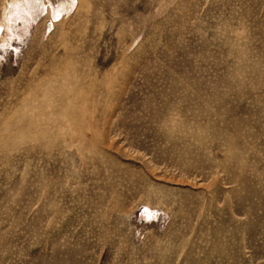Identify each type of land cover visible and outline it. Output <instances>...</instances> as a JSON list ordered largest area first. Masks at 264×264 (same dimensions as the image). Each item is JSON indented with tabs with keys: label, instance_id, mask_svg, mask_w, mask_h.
I'll return each instance as SVG.
<instances>
[{
	"label": "rangeland",
	"instance_id": "1",
	"mask_svg": "<svg viewBox=\"0 0 264 264\" xmlns=\"http://www.w3.org/2000/svg\"><path fill=\"white\" fill-rule=\"evenodd\" d=\"M45 2L0 43V264H264V0Z\"/></svg>",
	"mask_w": 264,
	"mask_h": 264
},
{
	"label": "bare ground",
	"instance_id": "2",
	"mask_svg": "<svg viewBox=\"0 0 264 264\" xmlns=\"http://www.w3.org/2000/svg\"><path fill=\"white\" fill-rule=\"evenodd\" d=\"M39 1L41 2L42 5H45L46 3L45 2L46 0H39ZM49 1H51V3H53L54 5L52 7L53 11L55 10V7L60 4L66 5L67 8L74 7L77 4V0H49ZM28 2L29 0H6L4 7L0 9V43L9 42L8 40H10V37L12 35V33L9 34V32H12V29L9 26L10 25L9 23L13 20V17H14L12 15L15 14L16 18H20L21 16L18 17V15L20 14L21 11H27V10L29 11L31 8L28 9V4H30ZM15 10H17V12ZM6 21H8V23Z\"/></svg>",
	"mask_w": 264,
	"mask_h": 264
}]
</instances>
